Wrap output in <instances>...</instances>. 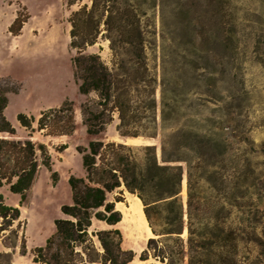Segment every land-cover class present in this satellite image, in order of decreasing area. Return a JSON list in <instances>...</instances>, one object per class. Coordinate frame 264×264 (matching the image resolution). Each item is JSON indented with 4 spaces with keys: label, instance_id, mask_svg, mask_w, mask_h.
Wrapping results in <instances>:
<instances>
[{
    "label": "trees",
    "instance_id": "1",
    "mask_svg": "<svg viewBox=\"0 0 264 264\" xmlns=\"http://www.w3.org/2000/svg\"><path fill=\"white\" fill-rule=\"evenodd\" d=\"M77 1L66 0L68 6ZM216 1L222 4L223 0ZM201 4L195 0H91L70 12L77 89L83 96L96 95L94 103L80 104L87 133H101L116 116L120 137L149 140L159 136V146L102 140L77 146L84 174L68 176L70 201L60 206L61 216L53 220L54 231L44 245L33 250L34 263L78 264L76 257H80L81 264H94L96 260L82 258L93 247L92 236L102 249L101 263L131 261L135 254L122 249L118 228L89 232L93 220L108 226L121 220V212L115 208L121 197L107 199L115 190L134 194L142 204L151 234L139 259L148 264H237L240 247L259 239L244 202L251 197L247 189L242 190L238 176L224 178L223 202L214 184H209L204 196H198L193 171L201 166L202 147L212 146L216 140L183 123L172 126L181 108L166 101L163 73L150 64L148 51L158 47L162 51L167 9L183 11ZM17 22L15 19L11 29ZM99 37L107 41L108 63L99 52L84 53ZM7 90L0 85V133L15 135V128L3 113ZM16 117L29 133L23 138L0 136V186L7 184L23 200L40 166H51L46 145L34 141L30 132L36 130L43 136L72 134L73 102L65 99L37 116L18 113ZM65 147L63 144L58 150ZM183 164L187 168L185 204L181 198ZM209 174L216 177L213 166ZM20 223L19 208L6 204L0 195V239L3 241L7 232L16 237ZM14 245L12 242L7 247ZM0 264H11V252L0 251Z\"/></svg>",
    "mask_w": 264,
    "mask_h": 264
},
{
    "label": "rangeland",
    "instance_id": "2",
    "mask_svg": "<svg viewBox=\"0 0 264 264\" xmlns=\"http://www.w3.org/2000/svg\"><path fill=\"white\" fill-rule=\"evenodd\" d=\"M90 1L80 0L68 6L66 0H0V85L8 88L3 113L16 130L15 135L0 136L26 137L29 130L20 126L18 113L37 116L65 99L73 102L75 116V129L70 135L30 132L34 141L46 145L51 166H40L23 200L7 184L0 186L4 202L20 210V226L14 225L16 237L7 232L4 240L0 239V251L11 252V264H45L33 262V250L44 245L54 231L53 220L61 216L60 206L70 201L68 176L84 174L77 146H86L91 140L159 146V136L149 140L120 137L116 116L97 135L87 133L82 123L80 104L94 103L96 95L83 96L78 92L68 17L72 10ZM195 1L202 4L183 11L167 9L162 51L159 47L148 51L150 64L159 74L163 73L166 101L181 108L173 113L176 115L172 126L183 123L216 140L212 146L202 147L201 166L193 171L198 196H204L209 184H214L223 202L224 178L230 174L240 178L242 190L249 191L251 198L244 202L260 237L240 247L237 264H264V0H223L222 4L216 0ZM15 19L19 22L11 29ZM95 52L109 62L106 40L99 37L84 51ZM155 94L159 102V86ZM63 144L66 147L58 150ZM212 166L216 177L209 174ZM186 172L183 164L184 204ZM115 196L122 199L115 202L121 220L115 226L93 220L89 232L118 228L122 249L135 254L126 264H148L139 259L151 234L142 204L126 190H115L107 199L113 201ZM132 203L140 206L144 231H133L129 221L122 219ZM12 242L15 245L7 247ZM92 242L87 257L82 258L103 264L100 244L93 236ZM76 260L81 264L80 257Z\"/></svg>",
    "mask_w": 264,
    "mask_h": 264
},
{
    "label": "bare ground",
    "instance_id": "3",
    "mask_svg": "<svg viewBox=\"0 0 264 264\" xmlns=\"http://www.w3.org/2000/svg\"><path fill=\"white\" fill-rule=\"evenodd\" d=\"M122 219L125 221H129L130 226H132V229L135 232L145 230L142 212L138 204L132 203L128 208V213L127 211L123 213Z\"/></svg>",
    "mask_w": 264,
    "mask_h": 264
}]
</instances>
